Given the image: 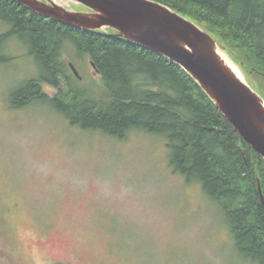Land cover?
<instances>
[{"label":"rangeland","instance_id":"1","mask_svg":"<svg viewBox=\"0 0 264 264\" xmlns=\"http://www.w3.org/2000/svg\"><path fill=\"white\" fill-rule=\"evenodd\" d=\"M6 45L0 264H256L238 253L202 186L172 171L158 136L133 130L119 140L86 131L42 103L10 109L9 91L37 69L15 39ZM65 61L74 63L77 75L68 69L77 86L101 89L87 56ZM251 82L258 91L252 75ZM42 91L52 97L56 88Z\"/></svg>","mask_w":264,"mask_h":264},{"label":"trees","instance_id":"2","mask_svg":"<svg viewBox=\"0 0 264 264\" xmlns=\"http://www.w3.org/2000/svg\"><path fill=\"white\" fill-rule=\"evenodd\" d=\"M155 1L210 33L264 97V0ZM0 22V63L11 60L6 43L15 39L37 69L9 91L10 109L42 103L86 131L119 140L133 130L158 136L172 171L217 204L238 253L264 264V160L178 64L113 29L65 24L16 0H0ZM85 56L102 83L97 92L77 86L65 61ZM45 85L56 88L52 97Z\"/></svg>","mask_w":264,"mask_h":264},{"label":"water","instance_id":"3","mask_svg":"<svg viewBox=\"0 0 264 264\" xmlns=\"http://www.w3.org/2000/svg\"><path fill=\"white\" fill-rule=\"evenodd\" d=\"M41 15L83 29L116 31L178 64L264 160V99L221 57L224 47L200 26L155 0H16ZM71 4L86 10H75ZM77 75L72 64H68ZM260 201L264 196L258 184Z\"/></svg>","mask_w":264,"mask_h":264},{"label":"bare ground","instance_id":"4","mask_svg":"<svg viewBox=\"0 0 264 264\" xmlns=\"http://www.w3.org/2000/svg\"><path fill=\"white\" fill-rule=\"evenodd\" d=\"M221 57L223 58V60L225 61L226 64H228V66L233 70V72L241 79L242 76L240 74V72L237 70V68H235L225 57L224 53H221Z\"/></svg>","mask_w":264,"mask_h":264}]
</instances>
